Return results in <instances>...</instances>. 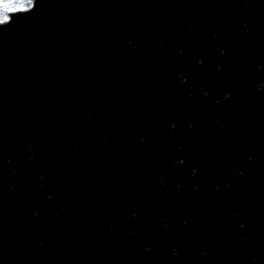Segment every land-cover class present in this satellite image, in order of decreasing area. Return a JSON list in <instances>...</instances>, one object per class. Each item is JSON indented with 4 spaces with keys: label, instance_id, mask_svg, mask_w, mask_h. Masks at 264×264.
Here are the masks:
<instances>
[{
    "label": "water",
    "instance_id": "obj_1",
    "mask_svg": "<svg viewBox=\"0 0 264 264\" xmlns=\"http://www.w3.org/2000/svg\"><path fill=\"white\" fill-rule=\"evenodd\" d=\"M0 264H264V0L0 28Z\"/></svg>",
    "mask_w": 264,
    "mask_h": 264
},
{
    "label": "snow or ice",
    "instance_id": "obj_2",
    "mask_svg": "<svg viewBox=\"0 0 264 264\" xmlns=\"http://www.w3.org/2000/svg\"><path fill=\"white\" fill-rule=\"evenodd\" d=\"M35 7L36 0H0V28L24 18L32 13Z\"/></svg>",
    "mask_w": 264,
    "mask_h": 264
}]
</instances>
